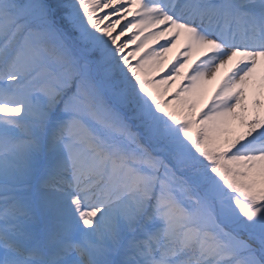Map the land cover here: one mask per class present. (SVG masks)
Here are the masks:
<instances>
[{"label":"snow or ice","instance_id":"snow-or-ice-1","mask_svg":"<svg viewBox=\"0 0 264 264\" xmlns=\"http://www.w3.org/2000/svg\"><path fill=\"white\" fill-rule=\"evenodd\" d=\"M0 264H264V0H0Z\"/></svg>","mask_w":264,"mask_h":264},{"label":"rangeland","instance_id":"rangeland-1","mask_svg":"<svg viewBox=\"0 0 264 264\" xmlns=\"http://www.w3.org/2000/svg\"><path fill=\"white\" fill-rule=\"evenodd\" d=\"M177 50H178V48H177V49H174L172 53H169V54H168V55H169V59L172 58V56L175 54V52H176ZM176 83L179 84V83H181V81H177ZM172 87H173V90H175L176 85L174 84Z\"/></svg>","mask_w":264,"mask_h":264},{"label":"bare ground","instance_id":"bare-ground-1","mask_svg":"<svg viewBox=\"0 0 264 264\" xmlns=\"http://www.w3.org/2000/svg\"><path fill=\"white\" fill-rule=\"evenodd\" d=\"M217 79L219 80V77H218ZM212 87H215V82H214V84L212 85Z\"/></svg>","mask_w":264,"mask_h":264}]
</instances>
